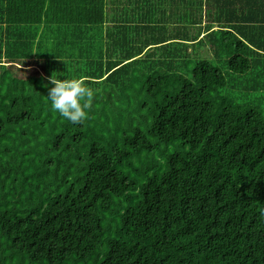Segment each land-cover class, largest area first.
<instances>
[{
  "label": "trees",
  "instance_id": "obj_1",
  "mask_svg": "<svg viewBox=\"0 0 264 264\" xmlns=\"http://www.w3.org/2000/svg\"><path fill=\"white\" fill-rule=\"evenodd\" d=\"M0 254L264 264V0H0Z\"/></svg>",
  "mask_w": 264,
  "mask_h": 264
},
{
  "label": "clouds",
  "instance_id": "obj_2",
  "mask_svg": "<svg viewBox=\"0 0 264 264\" xmlns=\"http://www.w3.org/2000/svg\"><path fill=\"white\" fill-rule=\"evenodd\" d=\"M51 87L48 88L47 98L51 110L72 124H82L89 117L94 98L93 90L87 86L83 78H60L52 76ZM45 87H48L45 84Z\"/></svg>",
  "mask_w": 264,
  "mask_h": 264
},
{
  "label": "rangeland",
  "instance_id": "obj_3",
  "mask_svg": "<svg viewBox=\"0 0 264 264\" xmlns=\"http://www.w3.org/2000/svg\"><path fill=\"white\" fill-rule=\"evenodd\" d=\"M162 159H163L162 156H159V155L157 156V161L162 162ZM133 166L136 167L137 164H134ZM131 172L132 171H130V173ZM135 176H138L137 172H132L131 173V177H135ZM17 258H20V259L17 260ZM27 259L28 258H23V257H20V256H14L10 261H9V259H7V263H5V264H28V260ZM29 264H34V263L31 262Z\"/></svg>",
  "mask_w": 264,
  "mask_h": 264
}]
</instances>
